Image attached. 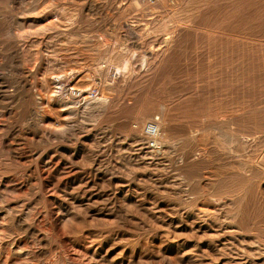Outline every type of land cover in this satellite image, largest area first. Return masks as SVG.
Wrapping results in <instances>:
<instances>
[{"label":"rangeland","instance_id":"1","mask_svg":"<svg viewBox=\"0 0 264 264\" xmlns=\"http://www.w3.org/2000/svg\"><path fill=\"white\" fill-rule=\"evenodd\" d=\"M0 264H264V0H0Z\"/></svg>","mask_w":264,"mask_h":264},{"label":"built area","instance_id":"2","mask_svg":"<svg viewBox=\"0 0 264 264\" xmlns=\"http://www.w3.org/2000/svg\"><path fill=\"white\" fill-rule=\"evenodd\" d=\"M146 2L154 3L156 0H143ZM148 133H154L156 132V125L154 123H150L147 127Z\"/></svg>","mask_w":264,"mask_h":264},{"label":"bare ground","instance_id":"3","mask_svg":"<svg viewBox=\"0 0 264 264\" xmlns=\"http://www.w3.org/2000/svg\"><path fill=\"white\" fill-rule=\"evenodd\" d=\"M81 95V94H80Z\"/></svg>","mask_w":264,"mask_h":264}]
</instances>
